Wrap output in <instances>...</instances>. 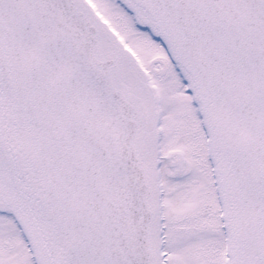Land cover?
<instances>
[{"label":"snow or ice","instance_id":"6c2138e0","mask_svg":"<svg viewBox=\"0 0 264 264\" xmlns=\"http://www.w3.org/2000/svg\"><path fill=\"white\" fill-rule=\"evenodd\" d=\"M0 264H264V0H0Z\"/></svg>","mask_w":264,"mask_h":264}]
</instances>
